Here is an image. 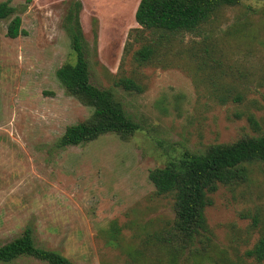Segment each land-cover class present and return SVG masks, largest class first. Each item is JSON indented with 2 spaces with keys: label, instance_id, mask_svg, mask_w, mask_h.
Returning a JSON list of instances; mask_svg holds the SVG:
<instances>
[{
  "label": "rangeland",
  "instance_id": "1",
  "mask_svg": "<svg viewBox=\"0 0 264 264\" xmlns=\"http://www.w3.org/2000/svg\"><path fill=\"white\" fill-rule=\"evenodd\" d=\"M8 1L14 13L0 20V245L29 228L37 246L78 264H140L127 249L142 248L174 216L172 196L156 194L149 171L184 150L264 132V0H241L197 33L171 35L166 54L145 65L132 57L143 41L123 56L139 0H78L90 81L110 88L140 128L127 139L106 133L66 147L57 145L65 128L91 113L55 74L75 60L63 27L74 0ZM14 15L25 34L9 38ZM120 76L143 91L116 87ZM216 89L229 91L225 103ZM248 169L245 182L210 194L204 214L215 248L254 264L245 251L264 231V163ZM8 264L47 263L21 257Z\"/></svg>",
  "mask_w": 264,
  "mask_h": 264
},
{
  "label": "trees",
  "instance_id": "2",
  "mask_svg": "<svg viewBox=\"0 0 264 264\" xmlns=\"http://www.w3.org/2000/svg\"><path fill=\"white\" fill-rule=\"evenodd\" d=\"M240 1L139 0L134 12L138 26L129 31L123 56L129 53L134 42L143 41L133 52V61L138 65L152 63L158 55L166 54L171 35L197 33L219 10L235 6ZM80 7L81 2L74 0L68 7L63 24L75 60L61 65L55 74L67 94L91 108V113L84 120L65 128L57 141L59 147L80 145L106 133L127 139L140 128L110 88L95 86L90 81L78 18ZM13 13L14 7L8 0L0 1V20L8 19ZM21 22L19 15L11 17L6 26V36L16 38L25 34ZM114 85L128 93L143 91L142 85L129 76L118 77ZM217 91L220 92L217 101L225 103L229 91L216 89L214 92ZM239 99V95L234 97V101ZM250 120L253 127L258 129L256 120L252 116ZM256 162L264 163V132L257 135L244 134L228 143H212L198 152L184 150L177 159L151 169L148 179L156 194L172 196L174 216L169 226L147 234L142 248L127 249L131 263L187 264L189 256H192L195 260L193 264H201L203 261L213 264H244L240 259L233 261L226 258L222 250L215 248L204 210L212 204L210 194L219 185L245 182L249 176L248 165ZM110 233L112 238L115 237V232ZM112 238L109 242L117 244L115 238ZM153 250L156 251L155 260L150 256ZM245 255L254 258V264H263L264 231L254 246L245 251ZM21 257H31L47 264H78L58 251L37 246L29 228L10 242L0 245V263L8 264Z\"/></svg>",
  "mask_w": 264,
  "mask_h": 264
}]
</instances>
